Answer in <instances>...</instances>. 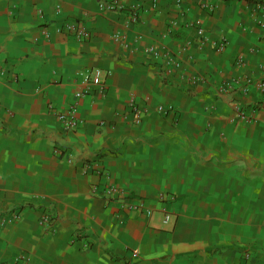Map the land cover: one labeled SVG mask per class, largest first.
I'll list each match as a JSON object with an SVG mask.
<instances>
[{
    "label": "crops",
    "instance_id": "crops-1",
    "mask_svg": "<svg viewBox=\"0 0 264 264\" xmlns=\"http://www.w3.org/2000/svg\"><path fill=\"white\" fill-rule=\"evenodd\" d=\"M99 1L0 0V264H264V32L247 4L118 0L140 10L130 26ZM64 22L89 39L57 33ZM149 48L169 50L184 74ZM95 71L104 95L77 100ZM233 80L251 85L216 95ZM130 100L151 109L139 126L115 118ZM48 105H76L84 125L63 135ZM108 186L124 199L106 198ZM46 212L52 231L38 223Z\"/></svg>",
    "mask_w": 264,
    "mask_h": 264
},
{
    "label": "built area",
    "instance_id": "built-area-1",
    "mask_svg": "<svg viewBox=\"0 0 264 264\" xmlns=\"http://www.w3.org/2000/svg\"><path fill=\"white\" fill-rule=\"evenodd\" d=\"M242 1L247 4V7L250 12V17L254 19V22L259 26V28L264 32V0H237ZM99 9L101 12H108V13H115L120 14L123 12L126 16L128 25H136L140 22L141 14L140 10L138 8H131V9H122L121 6L118 3V0H100L99 1ZM209 11H213V8L211 7ZM57 33H64L67 34V36L79 41L84 42L87 41L90 37L89 33L87 32L86 28L82 23L79 22H64L57 28ZM196 34L198 38L200 39V45L206 44L209 39L207 36L203 33L201 28L198 26L196 27ZM113 40L116 42H119L121 44H124V36H120L119 34H115L112 36ZM211 43H214L213 46L216 50V52H223L227 46L228 41L224 36H220L217 40L211 41ZM147 53L153 56H160L161 57V65L163 66V69L167 70L168 72H174L178 73L180 75H183L182 72V64L180 61L174 57L171 52L167 49L162 50H155L153 48H149L147 50ZM239 66L243 65L242 59L239 58L236 62ZM84 88L81 92L77 93L75 95V98L81 99L84 98L88 94H90L94 89L98 90V93L103 96L105 92V86L102 84L100 80V72L95 71L94 73L87 74L84 76ZM188 81L191 84H195L197 82L202 81L200 78L188 77ZM251 85V82L246 80L244 82L240 81H226L223 82L221 85L217 88L216 95L221 97L230 93H234V91L239 88L242 93H245L247 88ZM258 90L261 93V96L264 100V81L258 83L257 85ZM48 113L52 115L55 120L61 125V132L63 135H66L68 133H72L78 128L82 127L84 125V121L80 119L77 112L76 105H72L68 107L67 109H58L53 105H48L47 107ZM151 109H149L147 106H142L139 102H136L135 100H130L125 105L124 109L115 114V118H119L121 120H126L127 118H130L128 123L132 126H139L141 125L143 119L145 116H147L150 113ZM154 111L159 115H167L172 111L171 107H163V106H157L154 108ZM236 112L238 113L239 119L245 120L248 123L251 122V119L246 115L245 111H243L241 108L237 107ZM109 126L112 128L114 125L110 122L108 123ZM99 125L101 127H104L107 125L106 122L101 121L99 122ZM54 153L57 155L62 154V148L59 146L54 147ZM103 174H105L104 171H101ZM106 176V174H105ZM108 179V176H106ZM95 191V188H93ZM104 196L106 198H115L117 197L120 200L124 199L123 194H121V190L115 186H108L104 189ZM163 198V195L161 196ZM128 210H138L143 211L144 207L141 204H129L127 206ZM147 215H150L149 211H146ZM19 220V216L17 215L12 220L3 219L2 224H10L11 222H15L16 220ZM38 223L45 228V230L52 231L53 230V224L54 219L52 218V215L48 212L44 213L41 218L38 220ZM15 262H19L21 264H28V258L26 256H18L15 258Z\"/></svg>",
    "mask_w": 264,
    "mask_h": 264
}]
</instances>
